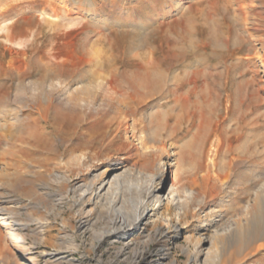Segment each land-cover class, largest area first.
Wrapping results in <instances>:
<instances>
[{"label": "rangeland", "instance_id": "1", "mask_svg": "<svg viewBox=\"0 0 264 264\" xmlns=\"http://www.w3.org/2000/svg\"><path fill=\"white\" fill-rule=\"evenodd\" d=\"M263 61L264 0H0V264H206L237 218L225 264H264ZM93 63L135 97L128 125L145 127L149 149L118 126L115 106L93 121L68 112L97 79ZM38 95L48 123L30 115ZM154 181L157 215L109 236L135 220Z\"/></svg>", "mask_w": 264, "mask_h": 264}, {"label": "bare ground", "instance_id": "2", "mask_svg": "<svg viewBox=\"0 0 264 264\" xmlns=\"http://www.w3.org/2000/svg\"><path fill=\"white\" fill-rule=\"evenodd\" d=\"M89 4H92V3H89ZM73 9L75 10L74 14H77V15H80L81 13H85V14H89V15L96 14V12H93L91 10H87V9L81 7V6H79L78 8H73ZM52 17L59 18V14L55 13L54 15H52ZM54 57L56 59L59 58L58 55H54ZM263 64H264V61H263ZM57 65L59 66L61 64L57 63ZM93 65H94V63H93ZM94 66H95V73L98 74L96 76L97 79L92 81V82H88V84H84L83 83V85L79 89H77V92L75 94H73V95L71 94V96L68 98L67 102L65 103L67 105V107H68L67 108L68 112L73 114V115H75L76 112L82 111L85 114L86 117L88 116V118H90L94 114L95 115H99V114L106 113L107 112V107H111V106L114 107L115 106V107H117L118 114H119L118 118L115 117V118H117V120L116 119L115 120H116V123H118V126H123V125L126 124L127 126H126L125 130L127 131V135H129V133H131L132 134L131 137H134V138L136 137V138H138V140H140V142H141L140 146H142L141 148L146 147V145H147L146 144V140L147 139L144 136L145 127L143 128L142 126H140L141 127L140 130L136 131V129H137L136 128V123L137 122L135 124H133V125L131 124L132 126L128 125V121H129V119H128V108L132 107L131 105H134L132 103L135 101L133 99L135 97L133 96V97L130 98L132 100H128L127 101L126 97L124 98V97L120 96V94H118V91H120V90L118 89V91H117V88L114 85L113 81L112 80H108V79H103L102 76H100L101 74H103L101 72L104 70V67L101 64H99V63H95ZM136 97L139 98L138 95H136ZM100 99L102 101L101 102L102 104L99 106L98 102L100 101ZM130 101H133V102H130ZM66 105H64V106H66ZM96 106H98V107L96 108ZM49 108H50L49 105H45L43 103V99L41 98V95H38L37 98H36V101L31 105V112L32 113L30 115L36 113V114H38V116L43 121L48 123V109ZM150 117H151L150 126H151V130H152V135L153 136H157V135H159V130L161 129V126H162L161 123H162V120H163V116H162L161 112H157L156 111V112H153ZM99 118H100V116H99ZM127 119H128V121H127ZM91 120L93 121V119H91ZM110 120L112 121V119H110ZM138 128H139V126H138ZM140 146L138 144L134 146L135 147V152H136V150L139 151L141 149ZM147 147H148V145H147ZM147 149H149V147ZM147 149L145 148L144 150H147ZM137 154H139V153H137ZM159 171H160L159 174L161 176H164L163 170L160 169ZM161 184H162V182L154 181V184H152L149 187V189H147L145 191L143 190L144 192L141 191L142 193H144V196L142 198H139L137 204H135L133 206V212L136 215L135 220L133 222H131L130 225L128 224L129 226H120V227H118L116 229H113V230L109 231V236H112V235H116V236L117 235H126L127 231L130 230V228L131 229H137L143 223V221L147 218V216H149V212L150 211H154L155 213H153V215L154 214L157 215V211L159 210V208L162 205V200H161V198H158L157 195H155V194L161 190ZM203 184H204L203 187H208L209 186V182H208V180L206 178H205ZM263 191L259 193L258 199L260 201L259 200L258 201L260 203L264 200V192ZM152 196H154V197L156 196V197L154 198V200H152L153 204L151 205L152 201L149 202V198H151ZM198 199L201 201V205H204V207H206L207 200H205L203 197H200V196L198 197ZM186 213H187V211L184 212V214H186ZM212 214H213V212H211L209 216H212ZM182 215L183 214L180 213V211L177 213V218L180 221V223L182 222V219L184 218V215L183 216ZM175 216H176V214H175ZM185 218H186V215H185ZM244 221H243L242 218H237L234 221V226L233 227H230L229 229L223 231L220 234L216 233L214 235L215 242L218 243V244H221V246L215 244L216 245L215 246V251L212 252L214 254L211 253V255H209V259L206 262V264H225V260H224V256H223L224 247L226 246V244L228 242H231V241L237 239V237H239V235L243 231V228H244V225H245ZM246 221H248V224L251 225V226L256 224V222H257V213H256V211L254 212V214H252L251 218L250 219H246ZM184 222H185V224L187 223L186 221H184ZM166 224L169 227L173 226L171 224V222H169V221H166ZM1 227H2V231L3 232H7V233H9L11 235L13 241L16 244H21L24 241L23 236L18 232L16 225L11 220L3 219ZM174 227H175V225L173 226V228ZM183 228L184 227L180 228V227L177 226L175 231L178 234H180V232H181V230ZM201 243H202V239L200 237L197 238L196 241H195V244L197 245V247ZM262 248H264V244H259L255 248V252L260 251ZM186 251H187V253H189V250H186ZM44 254H46V253H44ZM249 254H251V253H249ZM191 255L192 254L189 253V258H191ZM171 264H174V262H172Z\"/></svg>", "mask_w": 264, "mask_h": 264}]
</instances>
